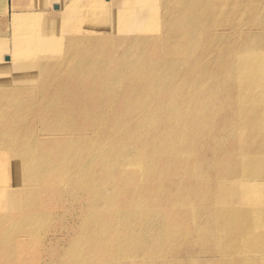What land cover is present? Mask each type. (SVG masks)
<instances>
[{
	"label": "bare ground",
	"instance_id": "6f19581e",
	"mask_svg": "<svg viewBox=\"0 0 264 264\" xmlns=\"http://www.w3.org/2000/svg\"><path fill=\"white\" fill-rule=\"evenodd\" d=\"M64 6L0 30V264H264V0Z\"/></svg>",
	"mask_w": 264,
	"mask_h": 264
},
{
	"label": "rangeland",
	"instance_id": "374dc122",
	"mask_svg": "<svg viewBox=\"0 0 264 264\" xmlns=\"http://www.w3.org/2000/svg\"><path fill=\"white\" fill-rule=\"evenodd\" d=\"M39 1L40 0H6V10L4 13H0V19L4 20L7 24H0V30L5 29L6 35L12 36L10 18L13 13H20V15H26V13H42V15H45L43 23L47 25L50 21L52 22L54 18L59 19L65 12V0H42V3H39ZM202 241V238H195L192 240L195 245Z\"/></svg>",
	"mask_w": 264,
	"mask_h": 264
}]
</instances>
